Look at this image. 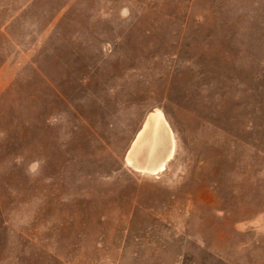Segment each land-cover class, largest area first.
Instances as JSON below:
<instances>
[{"label": "rangeland", "instance_id": "1", "mask_svg": "<svg viewBox=\"0 0 264 264\" xmlns=\"http://www.w3.org/2000/svg\"><path fill=\"white\" fill-rule=\"evenodd\" d=\"M262 263L264 0H0V264Z\"/></svg>", "mask_w": 264, "mask_h": 264}, {"label": "bare ground", "instance_id": "2", "mask_svg": "<svg viewBox=\"0 0 264 264\" xmlns=\"http://www.w3.org/2000/svg\"><path fill=\"white\" fill-rule=\"evenodd\" d=\"M128 162L142 171L157 173L165 169L166 162L173 156L175 143L173 134L161 112L152 114L139 133L131 148ZM142 154H144L143 157ZM143 158V166L139 164Z\"/></svg>", "mask_w": 264, "mask_h": 264}, {"label": "crops", "instance_id": "3", "mask_svg": "<svg viewBox=\"0 0 264 264\" xmlns=\"http://www.w3.org/2000/svg\"><path fill=\"white\" fill-rule=\"evenodd\" d=\"M262 264H264V263H262Z\"/></svg>", "mask_w": 264, "mask_h": 264}]
</instances>
